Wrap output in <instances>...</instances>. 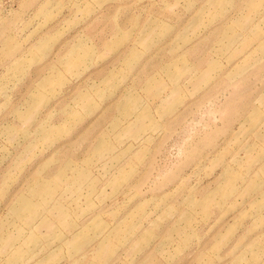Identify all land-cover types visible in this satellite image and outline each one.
Wrapping results in <instances>:
<instances>
[{"label": "rangeland", "instance_id": "rangeland-1", "mask_svg": "<svg viewBox=\"0 0 264 264\" xmlns=\"http://www.w3.org/2000/svg\"><path fill=\"white\" fill-rule=\"evenodd\" d=\"M0 264H264V0H0Z\"/></svg>", "mask_w": 264, "mask_h": 264}]
</instances>
